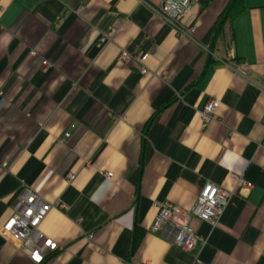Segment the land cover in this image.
Here are the masks:
<instances>
[{"label":"crops","instance_id":"0c3cea01","mask_svg":"<svg viewBox=\"0 0 264 264\" xmlns=\"http://www.w3.org/2000/svg\"><path fill=\"white\" fill-rule=\"evenodd\" d=\"M162 1L0 0V264H34L1 233L24 188L65 206L40 225L57 244L40 264H264V0L216 37L229 0H192L190 39ZM121 53L146 55V75ZM206 182L233 195L216 227L194 225L204 245L150 231L154 202L189 212Z\"/></svg>","mask_w":264,"mask_h":264},{"label":"built area","instance_id":"2783aa9c","mask_svg":"<svg viewBox=\"0 0 264 264\" xmlns=\"http://www.w3.org/2000/svg\"><path fill=\"white\" fill-rule=\"evenodd\" d=\"M192 10V0H163L157 14L160 19L174 29L178 37L190 39L195 34L196 27L194 24L185 25L184 20L192 13ZM79 11L80 9L74 10V13L77 14ZM114 33L115 30L101 36L99 43L101 45L108 44L112 41ZM146 58V55L134 57L128 53H121L118 61L128 63L130 60H134L142 65L140 74L146 75L147 72L143 67ZM42 64L45 67L49 66L46 62ZM218 108L219 102L209 100L197 112L201 129H205L210 123L217 121ZM111 176L110 173L104 174L106 179ZM73 179V175L67 177L68 182ZM235 181L236 189L252 188V184L242 178H235ZM232 195L233 191L206 182L201 187L194 206L189 212L166 202H154L152 207L156 210V216L150 231L155 234L164 227L172 228L175 231L173 245L182 252L191 253L196 249L198 243L205 244L196 236L194 225L201 222L208 224L211 228L216 227ZM12 207L13 213L3 226L1 233L13 244L16 252L28 258L32 263L40 264L49 254L57 250V244L40 232V225L52 209L64 210L65 206L62 204L53 205L35 192L24 188L14 196Z\"/></svg>","mask_w":264,"mask_h":264},{"label":"trees","instance_id":"16d2710c","mask_svg":"<svg viewBox=\"0 0 264 264\" xmlns=\"http://www.w3.org/2000/svg\"><path fill=\"white\" fill-rule=\"evenodd\" d=\"M243 8V0H229L226 8L218 18L214 37L223 31V27L226 23L231 24L233 19L243 10Z\"/></svg>","mask_w":264,"mask_h":264}]
</instances>
